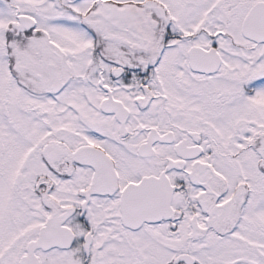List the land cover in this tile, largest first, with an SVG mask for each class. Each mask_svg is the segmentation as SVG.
<instances>
[{
	"label": "snow or ice",
	"instance_id": "6c2138e0",
	"mask_svg": "<svg viewBox=\"0 0 264 264\" xmlns=\"http://www.w3.org/2000/svg\"><path fill=\"white\" fill-rule=\"evenodd\" d=\"M0 264H264V0H0Z\"/></svg>",
	"mask_w": 264,
	"mask_h": 264
}]
</instances>
